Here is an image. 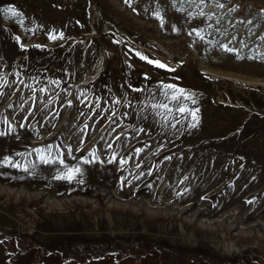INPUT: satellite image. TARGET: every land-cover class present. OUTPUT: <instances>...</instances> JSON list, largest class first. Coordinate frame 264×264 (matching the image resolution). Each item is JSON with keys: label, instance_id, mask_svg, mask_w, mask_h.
I'll return each mask as SVG.
<instances>
[{"label": "rangeland", "instance_id": "obj_1", "mask_svg": "<svg viewBox=\"0 0 264 264\" xmlns=\"http://www.w3.org/2000/svg\"><path fill=\"white\" fill-rule=\"evenodd\" d=\"M0 264H264V2L0 0Z\"/></svg>", "mask_w": 264, "mask_h": 264}, {"label": "snow or ice", "instance_id": "obj_2", "mask_svg": "<svg viewBox=\"0 0 264 264\" xmlns=\"http://www.w3.org/2000/svg\"><path fill=\"white\" fill-rule=\"evenodd\" d=\"M4 11H6V12H11L13 15H20V13H17V12L15 11V9H12V8L5 9ZM17 39H18V38H17ZM156 63L159 64V62H156ZM159 66L164 67V65H159ZM165 87H168V88H174L175 86H173V85H166ZM181 92H183V90H181ZM172 99H177V97L174 95V96L172 97ZM161 107H167V105H161ZM180 111H184V109L181 108ZM71 171L79 172L80 169L77 168V169H74V170H71ZM67 178H68V179H71L72 176L69 175Z\"/></svg>", "mask_w": 264, "mask_h": 264}, {"label": "crops", "instance_id": "obj_3", "mask_svg": "<svg viewBox=\"0 0 264 264\" xmlns=\"http://www.w3.org/2000/svg\"><path fill=\"white\" fill-rule=\"evenodd\" d=\"M258 1L264 2V0H258Z\"/></svg>", "mask_w": 264, "mask_h": 264}]
</instances>
